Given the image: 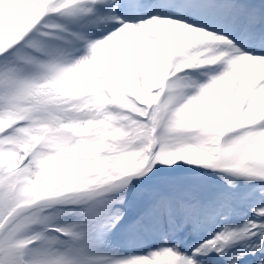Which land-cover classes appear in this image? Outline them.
<instances>
[{"label":"snow or ice","instance_id":"obj_1","mask_svg":"<svg viewBox=\"0 0 264 264\" xmlns=\"http://www.w3.org/2000/svg\"><path fill=\"white\" fill-rule=\"evenodd\" d=\"M0 264H264V0H0Z\"/></svg>","mask_w":264,"mask_h":264}]
</instances>
